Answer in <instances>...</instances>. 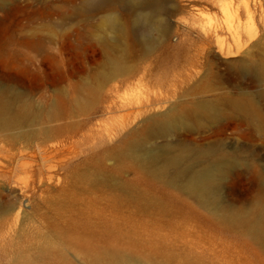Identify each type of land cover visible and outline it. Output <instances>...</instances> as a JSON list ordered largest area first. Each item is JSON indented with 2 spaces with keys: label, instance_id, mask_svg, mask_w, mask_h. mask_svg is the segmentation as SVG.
I'll use <instances>...</instances> for the list:
<instances>
[{
  "label": "rangeland",
  "instance_id": "374dc122",
  "mask_svg": "<svg viewBox=\"0 0 264 264\" xmlns=\"http://www.w3.org/2000/svg\"><path fill=\"white\" fill-rule=\"evenodd\" d=\"M86 3L0 0V89L16 115L0 125V264H90V253L113 247L174 264H264V246L250 234L113 155L171 104L241 93L256 113L228 114L147 146L221 140L254 165L234 163L219 197L237 208L259 197L264 0H165L167 14L156 20L166 27L151 32L147 49L120 29L94 42L101 13L117 9L123 23L128 16L118 2Z\"/></svg>",
  "mask_w": 264,
  "mask_h": 264
},
{
  "label": "bare ground",
  "instance_id": "6f19581e",
  "mask_svg": "<svg viewBox=\"0 0 264 264\" xmlns=\"http://www.w3.org/2000/svg\"><path fill=\"white\" fill-rule=\"evenodd\" d=\"M164 1L87 0L86 6L96 7L115 2L122 4L128 21L122 22L119 29L131 36L133 44L141 43L142 47L147 49L152 37L151 32L153 30L161 32L166 27L164 22L156 20L159 14H167ZM246 8L249 12V8L247 6ZM245 29L249 35H253L255 31L251 22ZM123 65L121 60L114 62L116 68H122ZM257 70L262 73L264 71L262 67H258ZM261 93L264 96V89ZM3 94L0 89V125H8L15 120L16 115L8 112L9 99ZM249 112L256 113L254 104L241 93L235 96L225 94L212 99L202 98L174 103L164 111L147 116L144 119V127L130 132L123 139V145L116 149L113 155L121 160H132L150 177L164 181L168 186L176 188L181 194L198 202L209 211L212 218L228 226L242 229L250 234L256 243L264 246V181L260 185L259 197L247 208L226 204L218 194L221 179L230 172L234 163L253 166V162L249 163L245 157L237 154V151L232 153L227 150L221 140L204 147L185 136L171 141L165 140L153 147L147 146L151 138L166 139L179 129L192 132L204 125L205 121L217 123L228 114L244 116ZM257 175L261 178L260 173ZM123 187L126 191L131 189L127 184ZM88 258L90 264H174L169 258L160 260H156L154 256L139 258L114 247L90 253Z\"/></svg>",
  "mask_w": 264,
  "mask_h": 264
},
{
  "label": "clouds",
  "instance_id": "9594fccd",
  "mask_svg": "<svg viewBox=\"0 0 264 264\" xmlns=\"http://www.w3.org/2000/svg\"><path fill=\"white\" fill-rule=\"evenodd\" d=\"M121 24L122 16L119 10L103 12L96 20V27L91 33V39L98 45L106 40H113Z\"/></svg>",
  "mask_w": 264,
  "mask_h": 264
}]
</instances>
